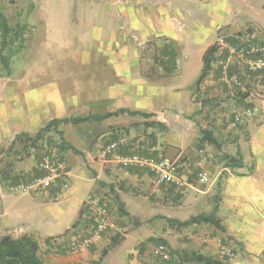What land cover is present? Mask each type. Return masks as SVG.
Segmentation results:
<instances>
[{"label":"crops","instance_id":"0c3cea01","mask_svg":"<svg viewBox=\"0 0 264 264\" xmlns=\"http://www.w3.org/2000/svg\"><path fill=\"white\" fill-rule=\"evenodd\" d=\"M196 1L108 0V66L112 67L113 71V74H108L110 76L108 90L104 93V97H108V112L125 108L155 115L152 118L139 120L126 115L109 119L108 140H114L120 135H125L128 140H131L142 129L143 136L141 135L142 138L138 140L143 145L142 148L149 150L150 146L156 145L154 149L160 151L161 154H164L165 149L168 148L167 151L172 160H181L186 151L183 149L189 148L185 146L189 143L183 135L191 136V144L197 143V129L194 125L188 126L187 129L190 131L188 130V133L185 132V134L176 133V129H171L170 125L171 113L176 111L187 119H191L199 110V105L196 103L198 83L194 92L185 93L181 88L185 72L194 65L195 78L200 76L206 50L216 42L222 41L224 36L235 35L249 30V28L253 30L250 31L252 37L264 35V0H211L212 3L209 6L200 5ZM128 34L137 35L142 40L154 39L161 35L171 39L182 40L183 37L185 40H189L186 49L177 48L180 53V68L177 78L172 80V85H167L152 72H142L139 54L129 45ZM195 34L200 35L201 38L197 40ZM261 37L264 40V37ZM224 42H222L223 48L226 47ZM238 58L242 57L238 56ZM185 60H189L190 63L185 64ZM239 65L243 66L242 63ZM172 66L175 68L174 62ZM109 71H111L110 68ZM61 78L58 77L57 81L64 83L70 80H60ZM245 78L249 79L247 82L253 84L246 102L254 104L257 108L255 112L257 120L246 124V130L250 135L249 142L246 145L240 143L244 168L226 170L227 175L221 182L222 202L219 218L222 221L224 232L207 225L192 226L198 229H211L208 236L203 234L199 239H195L196 236L192 238L199 242L200 253L216 257L224 261L225 264H264V73L254 76L250 73L245 75ZM216 81L215 76L211 75L203 86L200 85V88H209L210 84H214ZM257 82H261L262 85L256 84ZM64 85L60 84L51 88L47 86L46 88V90L51 91L50 89H52L54 92L57 89L56 94L52 91L51 99L55 103V106L52 107L53 112L66 117V110H70L69 113L72 114L75 111L72 108L89 107L86 98L92 96L89 95L87 86H77V89L73 90L72 86L66 85L68 87H65ZM238 86L235 83L234 89ZM44 87L39 86V88ZM256 88L261 90L258 91ZM19 89L20 91L13 96L12 105L7 109H0V111H4V113L1 112L4 116L0 118L2 119L0 120V138L2 139L0 144H3V140L11 143L15 136L21 132L35 134L55 117H50V112H48L51 109V102L49 103L48 100L49 91L47 92L48 96L46 94L47 102L40 103V99L35 102L38 106L32 104V107H29L26 103L27 94L34 89L33 86L27 83L25 87L27 91L24 93L22 86ZM75 90H79V92L74 94ZM81 90H85L86 95H82ZM83 96L86 98L84 99ZM56 104H58L57 107ZM85 108L81 110L83 113L103 112ZM152 121L166 125L167 131L171 134L175 133L178 137L169 140L161 137L160 133L157 142H152L148 134L155 132L154 128L148 129L142 125L144 122ZM135 123L141 124L138 126V130L137 127H129L130 124ZM162 146L164 147L161 148ZM189 153L188 162L191 163L188 166L185 163L183 167L191 170H188V173L193 180L191 175L193 169L198 166L204 167L205 160H203L204 155L201 150L191 149ZM85 158L89 166L99 173L92 176L87 168L74 165L70 171H65L67 188H64V182L60 181L56 186L48 189L38 188L31 194L12 192L11 185L32 182L28 177L23 178L25 173H18V171L12 174L14 178L11 183L0 184V236L9 235L15 239H20L23 236L35 238L41 246V252H50V255L54 256L53 264H89L90 261L96 260L99 252L98 246L89 249L81 248L72 254L66 252L67 247L71 245L70 242L74 239V225L79 219L82 208L89 196L93 195L96 190V181L103 176L101 165L104 161L101 158L94 161L90 155H85ZM108 163L115 164L112 159H108ZM222 171L224 173L225 170ZM40 174L39 171L36 175ZM220 174L212 181L208 191L203 192L195 185L196 191L190 192L185 197L184 206L190 213L189 217H167L186 221L191 216L200 214L198 211L199 201L205 198L211 199L214 196L216 182L220 178ZM186 175L188 176V174L184 175L185 178ZM112 178H114L113 181L118 182L123 180L125 185L137 182L134 170L121 165L119 171H116ZM146 178L144 177V179ZM151 179L153 180L152 176ZM193 187L192 185L191 188L193 189ZM154 191L158 192L159 196L167 198V201H174V195L166 193L169 192L168 189L161 190L154 187ZM122 201L125 203L124 199ZM171 208L176 209L173 206ZM212 208L213 206L203 213L211 212ZM113 226L112 222L107 232L108 235H111ZM172 229H177V227ZM126 237L128 238V236ZM126 242L127 239L124 240V243ZM226 243H230L234 247V255L230 260L221 254V247ZM123 246L124 244H119L116 248ZM113 250L106 256L107 264L112 263ZM55 252H62L63 256L58 257L54 254Z\"/></svg>","mask_w":264,"mask_h":264},{"label":"rangeland","instance_id":"374dc122","mask_svg":"<svg viewBox=\"0 0 264 264\" xmlns=\"http://www.w3.org/2000/svg\"><path fill=\"white\" fill-rule=\"evenodd\" d=\"M210 1L197 0L196 2L200 5L209 6L212 3ZM0 8L7 16L11 26H16L19 23L26 27L25 50L13 61L12 76L0 78L1 110L12 105L13 96L20 91L19 87L22 86L23 93L27 91L25 87L28 83L34 89L27 94V105L29 107H32V104L38 106L35 104L36 101L41 99L40 103H44L49 100V103L51 102V109L48 110L50 117L64 118L62 114L53 112L52 107L55 106V103L51 98L54 91L52 89H50L51 91L46 90L47 86L51 88L60 84H65V87L72 86L71 89L73 90L74 88L77 89V86H87L88 93L92 96L91 98L83 96L89 102L88 108L77 106L75 109L72 108L75 110L72 114L69 113L70 110H66V117L90 114L83 113L81 110L84 108L91 111H103L99 113L108 112V97H104V93L108 90V79L110 80L108 74H113L112 67L108 66V0H0ZM195 18L198 19V17ZM251 29L235 35L222 36V41L216 42L220 46V51L215 56L208 77L214 75L217 81L210 84L209 88H200L199 92L196 93V103L199 105L198 112L191 119H187L176 111L171 113L170 125L171 129H176V133H188V126L194 125L197 129V140H199L200 129H207L213 132L222 145L221 151L210 145L198 146V143H190V135H183L189 143L185 146L189 148L183 149L186 151L180 160L182 173L188 174L186 180L194 186L193 189L187 188L185 196L177 197L174 190L158 187L151 176L143 171H134L137 182L131 185L123 184V180L113 181L114 178L112 177L116 171H119L120 165L108 163V159L111 158L103 155L104 148L111 141L108 140V121L102 124L86 123L78 126L64 125L61 127L69 144L81 150L86 156L90 155L94 161H98L100 158L104 161L101 165L103 176L96 181L97 188L93 194L109 206L114 226L111 229V235L107 234L103 241L96 245L99 251L98 256L89 264L94 262L107 264L108 252L115 249L119 244H124V246L113 250L111 264H131V262L134 264H151L154 261L151 252L148 251L140 257L137 251L138 245L150 237L165 238L174 249L200 252L199 242L195 239H199L203 234L210 235V228L206 230L197 227L172 229L165 219L157 217H189L190 213L184 206L185 197L190 192L196 191L195 185L203 192L208 191L215 177L219 173H221L220 176L223 173L224 164L220 160L221 155L225 153L236 154L240 149V143L246 145L249 142L250 135L246 130V124L257 120L255 113L257 108L254 104L246 102L253 84L247 82L249 79L245 78V75L251 73L254 76L258 73H264V52L261 51L264 49V40L261 36L264 37V35L252 37L250 31L253 30ZM195 36L197 40L201 38L198 34ZM127 39L129 45L139 54L142 72H152L158 75L161 81H165L167 85H172V80L177 78L179 72L178 69L171 67L170 63H166L165 58L170 55L174 57L172 58L175 63L180 62V53L177 48L186 49L189 40H185L183 37L182 40L171 39L162 35L154 37V39L142 40L133 34H128ZM222 42L229 48H223ZM170 51H174L176 55L170 54ZM238 56H241L244 61ZM261 60L262 62H260ZM188 63H190L189 60H185V64L188 65ZM239 63H242L243 66H240ZM109 68L111 71L108 72ZM195 71L193 65L185 72L181 86L185 93L194 92L197 87L200 76L195 78ZM58 77H62L60 80H70L64 83L58 82ZM235 77L240 84L236 89H234ZM194 79H196L195 82ZM206 79L201 83L202 86ZM260 83L257 82L256 84L262 85ZM39 86L45 87L39 88ZM259 89L257 90L259 91ZM48 91L50 97L47 94ZM56 91L57 89H55L54 94ZM84 91L81 90L82 95H86ZM74 92L76 94L79 90ZM46 94L48 96L47 101ZM57 106L58 104H56ZM250 111L251 113H249ZM1 112L4 113V111H0V118L4 116ZM237 117L241 118L238 123L235 122ZM133 119L139 120L141 117ZM132 125L130 124L129 127L132 128ZM154 130L155 132L148 134L152 142H157L160 133L162 134L161 137L169 140L178 137L175 133L171 134L168 131L162 133L158 129ZM142 132L141 129L134 138L127 139L129 151H146L142 148L141 142L138 141L143 136ZM145 132L147 133V131ZM36 134L30 135L35 136ZM151 135H153V139ZM10 144L6 140L0 144V184L11 183L14 178L12 174L15 171L25 173L23 178L28 177L33 181L39 172L41 160L46 156L52 157L67 172L74 165H80V167L87 168L92 176L99 173L89 166L85 157L78 156L71 151L61 150V139L56 134L48 135L35 150H30V157L14 154L15 151L22 149L20 144H17L13 151H8ZM191 149L201 150L204 155L203 160H205L204 167L198 166L193 169L191 174L193 180L188 173L190 169L183 167V164L186 163L188 166L191 163L188 162ZM167 150L168 148L165 149V155H163L170 158ZM201 172H207L210 175L211 181L209 183L200 182L198 175ZM144 177L147 178L144 179ZM154 187L161 190L168 189L169 192L166 193L173 194L174 201H167L164 196H159L158 192L154 191ZM116 194L120 196L124 210L128 211L130 216H124L118 210ZM121 198L125 200V203ZM212 198L199 201L198 211L200 213L213 206ZM171 206L176 209H172ZM82 227L79 231L83 230ZM193 236L196 238L193 239ZM126 239L127 242L124 243ZM230 246L232 247L231 244ZM132 252L134 254H131ZM54 254L58 257L63 256L62 252H55ZM221 254L225 256L222 248ZM41 257L45 264H53L54 256H51L50 252H41Z\"/></svg>","mask_w":264,"mask_h":264},{"label":"trees","instance_id":"16d2710c","mask_svg":"<svg viewBox=\"0 0 264 264\" xmlns=\"http://www.w3.org/2000/svg\"><path fill=\"white\" fill-rule=\"evenodd\" d=\"M231 41H233V39H231ZM25 43H26V27L19 23L16 26H11L9 24L7 16L0 8V78H6L12 76L13 61L24 52ZM219 51H220V46L218 45V43L211 45L206 50L203 57V67L198 81L197 92H199L200 85L203 82V80L206 79L210 74L212 70V64L215 60V56L216 54H218ZM170 54L176 55L174 51H170ZM167 57L169 58V61L165 60L166 63H170L172 65V63L174 62L175 64V60L173 59L174 58L173 56H172L173 58L170 55H168ZM124 115L132 118L141 117L143 119H148L155 116L154 114H147L138 111H132L130 109L121 108L114 112H106V113L90 112V114L86 116H69L64 118H54L51 119L44 127H42L35 136H31L27 132H21L18 135H16L14 140L11 142L8 151H13L15 146L17 144H20L22 146V149L20 151H15L14 154H16V156L20 155L24 157H30V152H29L30 150H35L38 147V145L47 138L48 135L56 134L61 139V144H60L61 150L71 151L72 153L78 156L85 157V154L81 150L77 149L76 147H74L73 145L69 144L66 141L64 132L61 129V127L64 125L78 126L86 123L102 124L111 118H119ZM235 122L238 123L237 121ZM142 125H144L148 129L149 128L158 129L161 132H165L168 130L166 125L156 121L144 122L142 123ZM132 126L137 127V126H141V124L135 123ZM151 136L152 138H154L153 135ZM120 139L126 140L127 143L126 147L118 151V153L120 154H139L150 157L164 156L163 154H161L160 151L154 149L156 145H154V147L151 146L149 150L145 149L146 151L143 152L142 151L139 152L136 150L129 151L128 140H127V136L125 135H120L116 139L111 140L108 143V145ZM197 143L198 146L210 145L219 151L222 150V145L219 142V140L214 136L212 131H209L207 129H200L199 140ZM108 158H111V156ZM220 160L224 164L225 171L224 173H222L217 183L216 192L212 198L213 208L211 212L200 213L191 216L186 221L165 218L162 216H158L157 218L165 219L169 224L170 228L177 227V229H186L192 226L198 227V226L207 225L214 227L215 229L221 232H224L222 221L219 218L220 204L222 202L221 182L227 175L226 170H236V169L244 168V159L241 150L238 149L235 155L227 154V153L222 154ZM179 163L181 165L180 173L183 175L182 164L180 160ZM127 169H130L132 171L133 170L141 171V172L143 171L149 174L150 176H152L151 173L145 170L131 169V168H127ZM161 187L174 190L177 194V197H183L172 186L162 185ZM115 198H116V203L119 205L118 210L122 213V215L130 216V213L124 210V205L120 200V196L116 194ZM109 211L111 213L110 208ZM86 215L87 214L85 208H82L79 219L77 223L74 225L75 232L73 233V236H75L78 233L80 229L78 227L83 226L82 227L83 230H86L89 227L90 221H88ZM72 243L73 242L71 241L70 244ZM229 244L226 243L225 245H229ZM70 246L71 245H69V247H67L66 249V252L68 253L71 250ZM160 248H163V250L158 251V249ZM137 251L140 257H142L148 251L151 252L154 260L151 264H225L224 261H221L216 257L205 255L200 252L174 249L169 243V241L162 237H150L147 241L142 242L138 245ZM40 252H41V246L39 242L31 236H23L20 239H15L9 235L0 236V264H45L40 255ZM232 252L234 255V247H232ZM225 257H227L228 260H230L227 255H225ZM91 264H97V263L94 262Z\"/></svg>","mask_w":264,"mask_h":264},{"label":"built area","instance_id":"2783aa9c","mask_svg":"<svg viewBox=\"0 0 264 264\" xmlns=\"http://www.w3.org/2000/svg\"><path fill=\"white\" fill-rule=\"evenodd\" d=\"M226 47L229 48L227 45ZM261 51L264 52V49ZM165 60L169 61V58L166 57ZM260 62H262V60ZM175 68H180L179 61L175 63ZM234 81L240 85L236 77L234 78ZM249 113H251V111ZM240 120V117L236 118L237 122ZM126 145V140H116L105 148L103 154L105 157L111 156V159L115 163L125 168L148 171L152 174L153 181L157 186H172L182 196L186 195L187 188L192 187V184L188 183L186 178L180 173L181 165L179 160H172L164 156L150 157L139 154L118 153V151L126 147ZM39 171L41 174L35 177L31 183L11 185L10 190L19 194H31L38 188L48 189L56 186L60 181L64 182V188L68 187L66 172L52 157L46 156L41 160ZM198 177L201 183L206 184L210 182V176L206 172L200 173ZM84 208L86 210L88 221H90L89 227L86 230L78 231L74 236V239L72 240L73 243L70 246L71 250L68 254L76 253L81 248L89 249L98 245V243L103 241L112 224V215L108 206L94 194L89 196ZM221 248L229 259L233 257L230 244L222 245ZM162 250L163 248L158 249V251Z\"/></svg>","mask_w":264,"mask_h":264}]
</instances>
